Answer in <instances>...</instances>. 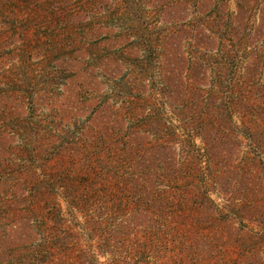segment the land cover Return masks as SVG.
<instances>
[{"label":"trees","instance_id":"1","mask_svg":"<svg viewBox=\"0 0 264 264\" xmlns=\"http://www.w3.org/2000/svg\"><path fill=\"white\" fill-rule=\"evenodd\" d=\"M22 1L0 0L14 62L5 82L23 109L50 101V112L0 111L14 125L0 128V255L94 264L61 200L94 228L122 210L109 234L127 242L123 223L142 227L141 256L152 223L176 241L187 211L227 191L240 136L261 152L244 154L243 186L264 183V0H73L59 12L67 0Z\"/></svg>","mask_w":264,"mask_h":264},{"label":"rangeland","instance_id":"2","mask_svg":"<svg viewBox=\"0 0 264 264\" xmlns=\"http://www.w3.org/2000/svg\"><path fill=\"white\" fill-rule=\"evenodd\" d=\"M54 1L49 0L50 3ZM67 1L65 6L56 1L54 5L58 8L55 12L62 10L61 7L69 8L74 3L73 0H70V3L69 0ZM45 2L46 0L22 1L23 10L27 11L36 4L45 7ZM229 4L231 9L235 7L234 0H229ZM4 22L5 18L0 12V93H4L8 100L3 104L5 107L0 106V111L4 109L3 111L12 114L13 117H17L23 110L34 117L49 113L48 96L46 99L49 105L41 106L36 100L33 104L28 99L26 109L22 108L21 103L12 99L13 90L5 82V73L11 69L14 62L9 58L12 48L9 46V39H6ZM57 31L61 30L57 29ZM35 68L36 66L33 67ZM34 92L37 93V87ZM78 100V103L73 104L76 107L74 111L84 113L83 94L78 96ZM13 126L12 121L7 120L5 115L0 117V128L10 129ZM240 138L242 144L233 150L232 158L225 163L230 167L226 177L227 191L224 190L222 194L220 188L211 190L210 195L215 201L213 208L196 205L193 211H187L182 235L177 236L176 241L171 239L164 221L152 223L148 230L151 232L147 237L148 241L139 244L145 248L142 254L145 253L141 256L134 245L139 239L145 241V238L136 237V235H144L142 227L134 224L128 227L123 223L125 231L131 234L127 242H124L118 233L109 234L111 229H114V225H120L122 229L120 223L126 218L122 210L118 211L113 206L105 209L101 216L100 227L94 228L87 225L84 214L76 210L72 213L61 200L66 222L76 233L75 243L83 249L88 261L94 264L112 262L114 264H264V221L262 220L264 219V183L254 190H248L245 188L246 184L243 186L245 177L242 176L244 154L250 152L260 156L261 152L250 147V142L244 137L240 136ZM8 259L6 254L0 255V264H14Z\"/></svg>","mask_w":264,"mask_h":264}]
</instances>
